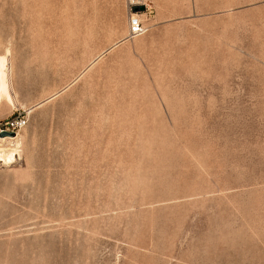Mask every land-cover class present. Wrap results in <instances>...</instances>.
<instances>
[{"label":"rangeland","instance_id":"1","mask_svg":"<svg viewBox=\"0 0 264 264\" xmlns=\"http://www.w3.org/2000/svg\"><path fill=\"white\" fill-rule=\"evenodd\" d=\"M138 1L0 0V264H264V0Z\"/></svg>","mask_w":264,"mask_h":264},{"label":"bare ground","instance_id":"2","mask_svg":"<svg viewBox=\"0 0 264 264\" xmlns=\"http://www.w3.org/2000/svg\"><path fill=\"white\" fill-rule=\"evenodd\" d=\"M134 4L139 5L140 3L135 2ZM74 7V6H73ZM146 7L150 8L149 5ZM133 19L139 20V15L133 13ZM138 15V16H137ZM142 15V14H141ZM128 16V15H127ZM41 25V24H40ZM131 38V37H130ZM133 43V42H132ZM133 47V46H132ZM108 50V49H107ZM104 51V50H103ZM106 55V54H105ZM10 51L7 50L5 53L0 54V106L3 103L11 104L12 106L18 105L14 102V92H13V84H12V64L10 61ZM101 58V56H100ZM97 62V59L92 61L88 67L93 63ZM86 72V71H84ZM82 74V73H81ZM78 78V77H77ZM80 78V77H79ZM18 85V84H17ZM19 86V85H18ZM70 86V85H69ZM17 87V86H16ZM66 88V87H65ZM19 89V88H18ZM17 92V91H16ZM18 94V93H17ZM16 94V95H17ZM58 93H55L56 95ZM52 95V97L54 96ZM50 98V97H49ZM48 98V99H49ZM46 99V100H48ZM19 100V99H18ZM45 100V101H46ZM38 104V103H37ZM38 106V105H37ZM31 111V108L28 109ZM10 142L12 146L10 148H5L3 145H0V162L8 164L12 163L16 160L17 156L20 155L21 147H22V139L20 132L16 134L14 137H1L0 136V143L1 142ZM4 144V143H3ZM9 147V146H8Z\"/></svg>","mask_w":264,"mask_h":264},{"label":"built area","instance_id":"3","mask_svg":"<svg viewBox=\"0 0 264 264\" xmlns=\"http://www.w3.org/2000/svg\"><path fill=\"white\" fill-rule=\"evenodd\" d=\"M138 3L144 4L146 6V0H139ZM142 31V23L139 20L132 18L129 31L130 36L139 35L142 33ZM25 123L26 120L24 119V117L17 116L15 118H8L4 121H0V132L6 130L15 132V134H17L24 127Z\"/></svg>","mask_w":264,"mask_h":264},{"label":"water","instance_id":"4","mask_svg":"<svg viewBox=\"0 0 264 264\" xmlns=\"http://www.w3.org/2000/svg\"><path fill=\"white\" fill-rule=\"evenodd\" d=\"M139 10L144 11L146 10V6L144 4L139 6ZM0 136L1 137H5V136H16L15 132L12 131H1L0 132Z\"/></svg>","mask_w":264,"mask_h":264}]
</instances>
